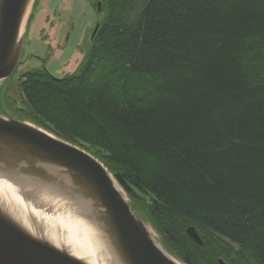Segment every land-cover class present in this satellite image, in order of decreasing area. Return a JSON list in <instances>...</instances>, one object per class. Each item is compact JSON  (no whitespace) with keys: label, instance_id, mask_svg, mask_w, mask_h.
<instances>
[{"label":"trees","instance_id":"16d2710c","mask_svg":"<svg viewBox=\"0 0 264 264\" xmlns=\"http://www.w3.org/2000/svg\"><path fill=\"white\" fill-rule=\"evenodd\" d=\"M90 1L78 68L22 74L18 112L98 158L184 264H264V0Z\"/></svg>","mask_w":264,"mask_h":264},{"label":"water","instance_id":"95a60500","mask_svg":"<svg viewBox=\"0 0 264 264\" xmlns=\"http://www.w3.org/2000/svg\"><path fill=\"white\" fill-rule=\"evenodd\" d=\"M36 3L0 0V86L20 66ZM101 6L98 3V12ZM98 28L99 23L90 39ZM0 179L9 184L6 196L17 202L15 210H23L19 218L0 202V264H93L73 254L65 239L51 235L56 231L65 237L67 232L51 222L56 217L68 220L69 211L101 235L115 264H184L164 248L98 158L42 127L1 111ZM0 193L4 197V184H0ZM186 232L197 244H203L194 227ZM51 238L58 240V246ZM219 263L225 264L222 260Z\"/></svg>","mask_w":264,"mask_h":264},{"label":"rangeland","instance_id":"374dc122","mask_svg":"<svg viewBox=\"0 0 264 264\" xmlns=\"http://www.w3.org/2000/svg\"><path fill=\"white\" fill-rule=\"evenodd\" d=\"M98 22L90 0H37L20 66L0 86V111L28 121L18 112L26 109L20 89L22 74L43 67L56 78H63L76 71Z\"/></svg>","mask_w":264,"mask_h":264},{"label":"bare ground","instance_id":"6f19581e","mask_svg":"<svg viewBox=\"0 0 264 264\" xmlns=\"http://www.w3.org/2000/svg\"><path fill=\"white\" fill-rule=\"evenodd\" d=\"M0 184H4V197H1L3 196V194L0 193V202L2 204H6L9 209L12 208V213H14L15 215L17 214V217L21 218L23 210H21V212L15 210L18 209L17 202L14 201L11 197L6 196L7 186H9V184L7 183V181L2 179H0ZM29 185L35 187V185L33 184ZM26 188L30 191L32 190L31 188ZM8 204L11 205V207H9ZM69 213L70 217L67 216L68 220L63 219L62 222L61 219L56 217L57 220H52L51 222L55 226L60 227L67 232V234L65 235L67 239L62 234H60L59 232L57 233L56 231H53L51 235L55 238L60 239L61 241H63L62 238L65 239L66 242L70 245L73 254L85 258L93 264H115L116 261H113L110 257L101 235L99 233H96L93 228L86 223L80 222L81 220L75 217L72 211H69ZM31 222H34V220H32ZM51 240L58 246V240H54L52 238Z\"/></svg>","mask_w":264,"mask_h":264},{"label":"flooded vegetation","instance_id":"af4514ba","mask_svg":"<svg viewBox=\"0 0 264 264\" xmlns=\"http://www.w3.org/2000/svg\"><path fill=\"white\" fill-rule=\"evenodd\" d=\"M90 40V36H89V38L87 39V42ZM87 42H86V44H87Z\"/></svg>","mask_w":264,"mask_h":264}]
</instances>
